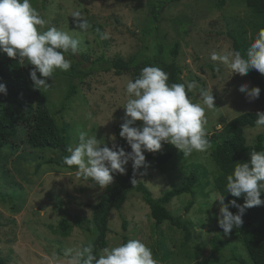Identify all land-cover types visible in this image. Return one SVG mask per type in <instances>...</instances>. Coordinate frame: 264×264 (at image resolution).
Returning <instances> with one entry per match:
<instances>
[{"label": "rangeland", "instance_id": "1", "mask_svg": "<svg viewBox=\"0 0 264 264\" xmlns=\"http://www.w3.org/2000/svg\"><path fill=\"white\" fill-rule=\"evenodd\" d=\"M31 4L51 21L48 26L81 41L78 54H65L71 61L70 69H57L48 89H35L26 69L28 64L22 65L33 106L48 109L64 133L68 148L77 146L79 135L84 132L95 135L104 143L101 146L115 145L130 152V145L119 132L125 118V85L133 80L135 71L92 69L90 63L99 58L128 60L138 56V72L146 66L160 68L171 61L168 49L175 42L179 43L176 64L183 84L194 81L197 85L189 93L192 102L202 103L200 88H212L217 107L206 111L208 141L239 114L264 110V101L259 97L250 101L239 91L241 84L256 87L249 72L230 73L227 66L210 59L212 51L234 49L235 41L241 54H246L259 31L261 16L245 0H180L163 8L158 22L152 20L150 0H31ZM74 9L89 21L86 31L80 30L69 16ZM105 33L108 39L103 38ZM80 70L84 73L83 81L61 108L70 83L79 81L76 74ZM89 112L92 118L86 119ZM141 124L136 121L134 126ZM260 133L264 135V129L256 125L245 128L246 143L252 144ZM216 145L209 142L205 151H193L188 156L170 143H162L157 152H144L152 156L170 155L165 171L152 160L138 175L154 197L182 183L194 166L201 165L205 170L203 173L195 168L198 180L192 193L177 195L167 205L172 215L180 216L188 224L191 238L187 243H183L182 230L168 221L155 226L148 206L133 192L121 209L109 213L106 248L136 239L151 249L157 264H252L233 231L227 237L223 235L217 222L219 202H210L217 192L214 178L218 169L211 157ZM61 154L59 149L29 145L22 124L17 135L0 149V258L7 264H66V249L90 241V234L78 227H73L69 236H61L58 223L63 218L70 223L89 218L91 206L104 190L88 187L90 182L77 177L76 171L47 163L49 159H59ZM131 166L129 160L125 167ZM165 253H169L168 258Z\"/></svg>", "mask_w": 264, "mask_h": 264}, {"label": "clouds", "instance_id": "2", "mask_svg": "<svg viewBox=\"0 0 264 264\" xmlns=\"http://www.w3.org/2000/svg\"><path fill=\"white\" fill-rule=\"evenodd\" d=\"M69 16L80 30L90 28L80 10H71ZM50 24L51 21L32 6L31 0H0V52L18 60L21 65L34 66L29 75L33 87L38 90L51 86L49 80L57 69H70L71 61L65 54L76 55L80 51L78 38L55 26H48ZM103 38L108 39V34L105 33ZM210 59L227 66L230 73L246 75L254 69L264 75V29L255 34L245 55L235 49H226L222 53L212 51ZM168 80V73L161 68L146 66L137 78L127 81V99L123 105L125 118L119 135L130 145V152L126 153L115 145L112 148L101 146L104 143L95 135L84 132L79 135L78 145L67 149L69 155L64 158V163L74 166L77 177L90 182L88 187L106 189L113 183V174L126 172L125 165L129 160L134 172L146 167L144 152H157L162 143L174 145L184 156L193 151L203 152L209 147L206 111L217 107L212 88H200L202 103H193L189 93L197 87L194 81L169 84ZM239 91L251 101L259 97L261 90L241 84ZM0 93L7 94L3 83H0ZM85 118L91 119L92 113H86ZM136 121L142 122L140 127L134 126ZM255 124L258 129H264V112H257ZM136 181L132 179V185ZM226 181L224 191L210 197V202H219L217 222L225 237L242 226L246 208L264 204L261 199L264 193V151H251L249 159L237 163ZM225 192L233 197L243 195L244 204H238L235 199L225 202ZM230 206L237 212H231ZM64 256L66 264H157L151 249L136 239L104 248L99 256L94 254V246L90 243L68 248Z\"/></svg>", "mask_w": 264, "mask_h": 264}, {"label": "trees", "instance_id": "3", "mask_svg": "<svg viewBox=\"0 0 264 264\" xmlns=\"http://www.w3.org/2000/svg\"><path fill=\"white\" fill-rule=\"evenodd\" d=\"M180 0H150V13L154 22L159 21L162 9L167 5ZM245 3L252 11L261 16L259 30L264 29V0H245ZM234 49L238 50V42H234ZM179 43L175 42L169 49L171 56L169 63L163 64L160 68L168 73L169 84H183L180 78V68L176 64ZM103 63V64H102ZM138 56H132L128 60L120 57L106 60L99 58L90 63L92 69H116L117 73L122 71L134 70L133 80L137 78L140 72ZM105 66H102L104 65ZM78 66V65H77ZM34 66L27 65L28 73ZM39 74V73H37ZM79 81L70 83L68 92L64 98L61 108H64L69 98L75 93L76 87L82 83L84 73L76 74ZM249 77L256 87L260 88L259 98L264 101V75L256 70H249ZM0 83L6 86L7 94L0 93V149L10 139L18 133L20 124L26 129L27 142L35 148L59 149L61 157L57 160L49 159L47 163H53L57 166L76 171V168L69 167L64 163V158L69 155L67 149V139L60 131L55 119L50 115L47 108L43 106L34 107L29 95V83L24 74V69L18 60L10 58L6 53L0 52ZM260 112H264L260 111ZM257 112L247 111L229 120L223 127V130L209 142L217 143L211 151V157L218 169L214 178L215 189L217 192H223L226 187V177L230 175L237 163L246 162L249 159V153L253 150L264 151V135H256L252 144H247L244 136V129L255 126ZM147 162L146 167H142L136 172L131 167H125L124 174L115 173L113 183L109 185L101 194L98 201L91 206V216L89 218L77 219L75 223H70L66 219H61L58 223L59 233L67 237L73 227H78L90 234V241L84 245L92 244L94 254L99 256V251L106 248L108 243L106 235L108 233L109 213L114 209H121L130 193L140 195L142 201L149 208V215L154 221V225H161L168 221L172 226L179 228L183 233V243H187L191 238V232L188 224L180 216H174L168 210L167 205L170 201L182 193H192L193 187L197 183V174L194 171L199 167L203 173V166L196 165L189 173L186 179L177 186L165 190L159 197H154L148 187L138 180L141 174L149 165L150 161L165 171V164L169 161L170 155L164 153L157 156L145 153ZM84 180L83 178H81ZM132 179H136L135 185H132ZM225 202L235 199L238 204H244V196L233 197L225 192ZM264 200V193L261 194ZM188 204L185 209L189 208ZM231 212L236 213L237 209L231 207ZM243 224L240 228L233 229V233L240 240L252 264H264V204L245 209L243 214ZM50 227V226H49ZM122 227L126 230V222L123 220ZM168 258L169 253H165ZM235 260L243 263L235 256ZM0 264H7L6 260L0 258ZM244 264V263H243Z\"/></svg>", "mask_w": 264, "mask_h": 264}]
</instances>
